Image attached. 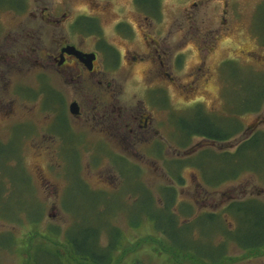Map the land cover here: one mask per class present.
<instances>
[{
    "label": "rangeland",
    "instance_id": "obj_1",
    "mask_svg": "<svg viewBox=\"0 0 264 264\" xmlns=\"http://www.w3.org/2000/svg\"><path fill=\"white\" fill-rule=\"evenodd\" d=\"M0 1L8 3L10 0ZM46 1L51 12L55 11L58 14L63 10L73 9V18H76L90 6L92 0ZM70 1H73V5ZM224 1L226 0H160L161 18H154V22L150 21L151 25L147 26L148 31L156 34L161 43L169 44L170 52L177 51L176 54H184L182 69L176 73L182 81L190 80V72L200 61L199 44L207 41L217 45L210 47V55L206 59L208 69H205V73L209 75L210 81L201 83L198 88H195L196 90L191 89L194 90L188 94L191 98L182 97L177 90L173 92L174 105L177 110L183 109L182 114H185L188 108L197 102H201L206 111L211 114L226 113L227 86L231 78L227 79L223 65L228 61H231L232 66H239L244 73L250 74L249 78L244 80L243 88L230 90V98L232 96L236 100L250 98L252 105L257 102L255 97L257 93H253L251 87L261 82L260 77L264 74V17L262 15L264 0H227L237 6L235 11L238 13L231 20L232 15L227 16L230 20L227 26L231 31L225 30L226 25H224L222 32L217 34L218 28L221 27ZM98 2L101 8L105 4H108L109 8L106 11L94 13L100 27V33L96 30L94 34H106L110 42L115 43L114 40L118 34L114 26L120 20L130 21L133 23V32L141 34L135 23L137 15H135L133 0H98ZM194 2L196 5H193ZM34 5L35 3H32V7L29 8H34ZM90 13L93 14V12ZM72 20L60 25L48 24V34L53 32L74 34L70 32ZM142 22L145 27V22ZM84 29L87 30V27ZM226 32L228 33L225 34ZM214 37H217L216 41ZM186 38L190 41L188 45L184 43ZM28 79L32 86L39 87V83H34L32 78ZM19 82L23 80H17V83ZM56 86L58 87V84ZM46 88L48 89L47 86ZM16 91L17 111L24 112L25 104L32 105L34 102L25 100L18 87ZM26 95L33 98L36 96V91L28 90ZM49 98L55 99L50 93ZM245 106L238 103V108H245ZM238 117L244 129L243 133L229 141L217 144L216 147L211 144L198 147L196 146L198 143L205 141L201 137L192 136L193 149L191 156H188L190 160L208 146L219 151H234L242 139L251 136L255 131H264V104L259 111L247 112ZM36 120H38L37 117ZM25 129L19 126L16 128L13 139L15 154L9 165L11 167H5L6 176H12V182L7 186V179L0 178V264H29L30 246L33 241L42 240L46 244L64 246L63 243H66L68 237L66 232L91 225L110 230L109 219L115 227L122 229L121 246L123 247L116 252L115 257L118 260L114 264H132L137 260L143 264H147L146 262L192 264L186 258L174 256L169 243L163 242L162 237L154 231L153 225L148 220L143 221L140 228L130 227L128 212L138 213L149 197H153L158 204H162L165 188L173 187L177 197L172 210L176 214L181 215L183 208L184 212H192L194 215L210 212L220 217L222 221L219 223L225 230H236L238 222L231 213L226 211L227 206L232 202L249 199L264 202V168L244 169L232 178L216 183L236 171L233 165L227 163L225 157L214 168L217 165L215 160L219 157L210 158L206 154L207 166L212 170H204L207 174L206 179L198 165L192 163L185 167L172 168V164L167 162L153 164L150 159L144 157L145 162L133 158V161L122 158L123 164L116 166L109 162V154L105 148L90 152L72 145L64 150L67 160L72 163L71 166L68 165L70 162L65 164L64 154L62 150H58L53 158V168L47 164V158L50 157L48 152L25 143ZM32 130L33 128L31 132ZM68 140H73V137ZM117 153L127 158L132 157L128 151H117ZM178 154L182 152L175 148H171V152H166L168 156L177 157ZM110 157L114 162L113 157ZM136 161L138 163H135ZM262 162L264 164V159ZM245 164L249 167L253 165L250 156L239 160L238 165ZM69 170L73 177L72 183L69 182L68 176L64 177ZM252 206L257 213L264 214V206ZM38 214L42 215L41 221L35 224L29 220ZM191 218L192 216L187 214L185 217L181 216L180 221L186 223L188 222L186 220ZM257 231V229H251L252 234ZM70 232L69 234L72 233ZM195 235V238L199 239V231ZM201 238L204 239V236L202 235ZM244 238V234L239 236V240ZM110 240L111 234L106 231L100 233V243L103 246H107ZM204 240H209L216 246L225 245L228 256L238 258L236 263L232 264H264V253L261 252L260 255H254L242 261L241 256L247 251L240 248L228 234L216 232ZM54 247L43 245V248ZM46 251L49 250L43 249L40 255L41 264H50L52 261L45 254ZM63 259L66 264H88L77 259L78 262H68V259Z\"/></svg>",
    "mask_w": 264,
    "mask_h": 264
},
{
    "label": "flooded vegetation",
    "instance_id": "obj_2",
    "mask_svg": "<svg viewBox=\"0 0 264 264\" xmlns=\"http://www.w3.org/2000/svg\"><path fill=\"white\" fill-rule=\"evenodd\" d=\"M133 1L135 23L141 34L133 32V23L120 20L114 26L118 34L115 43L106 34H94L98 23L94 13L109 8L108 4L101 8L98 0H92L76 18L73 9L51 12L46 0L0 3V147L8 150V165L13 160L11 150L18 126L26 128V144L50 154L47 164L53 168L58 150H62L65 164L70 162L64 150L71 145L90 152L105 148L114 160L108 155L109 162L116 166L123 164L122 158L145 162L147 157L153 164L167 162L173 168L177 161L191 156L189 136L180 133L177 139L176 117L184 114L183 109L175 107L172 95L177 90L182 97L191 98V89L210 81L205 73L206 59L214 43L199 44L200 61L190 72V80L182 81L176 73L182 69L184 54L170 52L169 44L161 43L147 28L154 18H161V5ZM32 3L34 8H29ZM70 3L73 5V1ZM223 7L217 34L224 25L225 30L231 31L228 22L238 13L230 1H224ZM70 20V32L74 34H48V24L60 25ZM188 39L184 40L185 45L189 44ZM16 78L23 82L17 83ZM28 78L39 83V87L32 86ZM16 87L25 100L34 102L25 104L24 112L17 111ZM28 90L36 91V96H27ZM49 93L55 99H50ZM199 105L204 108L197 102L187 112ZM71 137L73 140H68ZM202 140L205 142L196 146L216 147L221 143ZM171 148L182 154L166 155ZM117 151H128L132 157ZM70 170L64 177H71Z\"/></svg>",
    "mask_w": 264,
    "mask_h": 264
},
{
    "label": "trees",
    "instance_id": "obj_3",
    "mask_svg": "<svg viewBox=\"0 0 264 264\" xmlns=\"http://www.w3.org/2000/svg\"><path fill=\"white\" fill-rule=\"evenodd\" d=\"M143 1H149L150 3H153L157 6L160 5V0ZM0 3L2 2L0 1ZM262 5H264V2ZM260 9L261 6L259 7V10ZM262 10V15L264 17L263 7ZM259 18L261 19V16H259ZM96 30L98 33H100V27L98 23ZM230 62L231 61L225 62L223 65L224 73L226 74L227 79L229 77L231 78L229 81V86H227L228 107L226 113L223 115L211 114L199 105L185 113L183 117L177 116V126L179 128L177 139L178 136L180 137V133H182L186 136H189L190 139L192 136H198L216 142L229 141L243 133L244 129L238 116L247 112H257L260 110L261 106L264 104V74L263 77H260L262 79L261 82L256 83L251 87V91L253 93H257V96L255 95L257 98L255 105L251 104L250 98H247L246 100L241 98L236 100L233 96L230 98V90L243 88L244 80L249 78L248 76L250 75L249 73H244L242 68L239 66H232ZM240 96L242 97L243 94ZM239 102L245 104V108H238ZM12 148L13 149L11 151L14 150V146H12ZM13 154H15L14 151ZM206 154L210 158L219 157L217 158L218 160H215L217 165H215L214 168H216L219 165L218 162H222L223 157H225L227 163L229 165H233L236 169L234 173L224 177L216 183H220L226 179L232 178V176H235L244 169H262L264 168V164L262 162L264 159V131H255L250 137L242 139L234 151H219L212 147H208L199 152V154H197L194 159L190 160V158H188L186 160L177 161L176 166L185 167L189 163H192L198 165V167L203 172L204 170L212 171L209 166H207ZM246 156H250V160L253 161V165L250 167L246 164L238 165L239 160ZM8 158V150L0 147V178L7 179V186L12 182V176H6L5 167H11L6 162ZM204 175L207 179V174L205 172ZM178 178L181 182L183 181L180 176ZM69 179H73L72 176L69 177ZM165 189V198L162 204H158L153 197H149L148 200L143 203V207L138 213L131 211L128 212V222L130 227L137 229L143 221L148 220L153 225L154 231L162 237L164 240L163 242H165V244L169 243L170 249L174 252V256L186 258L192 264L236 263L235 261L238 258H231V256L229 257L226 253V247H224L225 245L216 246L215 244L211 243V241L204 240L209 235L216 234V232H219L223 235L228 234L231 239L237 242V245H239L240 248L249 252L248 254L245 252V254L241 256L242 261L246 258L248 259L251 256L260 255V252L264 253V214L261 212L257 213L255 208L252 206H264V202L257 199H249L246 201L230 203L229 206H227L226 211L235 217L238 222V228L236 230H225V228L223 226L221 227V224L219 223L222 221L220 217L210 212L205 213L204 215H194L192 212H184L183 208L181 215L176 214L172 210V206L174 202H176V190L173 187H166ZM40 214L36 215L35 218L32 216V220L30 218L29 220L35 224L38 223L41 221L40 219L42 215ZM187 214L192 216V218L189 220L187 219L186 221L188 222L186 223H181L182 221H180V217H185ZM109 222L110 230L103 227H94L95 225H91L82 226V229L79 228L75 231L70 230L72 232L71 233L69 231L71 234L66 232V236L68 237L66 243H63L64 246L59 244H46L42 240L33 241V244L31 243L30 246L31 252H29V264H41L39 258L43 252V249L49 250L46 251L45 254L51 258L52 261H50V264H66V261L63 258L68 259V262L81 261L88 264H114L117 262L116 260H118L116 259L117 257H115L116 252L121 247H123V245L121 246L122 229L120 230L119 228L115 227L111 223V219H109ZM253 228L258 230L254 234L251 233V229ZM103 231L111 234V240L107 246H103L100 243V233ZM197 231L200 233L199 239L195 238ZM242 234H244L245 238L243 240H239V236ZM202 235L204 236V239L201 238ZM43 245L55 247L43 248ZM146 263L151 264L148 262ZM132 264L143 263L137 260L132 262Z\"/></svg>",
    "mask_w": 264,
    "mask_h": 264
}]
</instances>
